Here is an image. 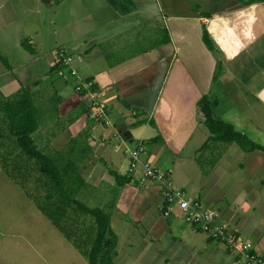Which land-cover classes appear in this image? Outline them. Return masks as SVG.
<instances>
[{"label": "crops", "instance_id": "crops-1", "mask_svg": "<svg viewBox=\"0 0 264 264\" xmlns=\"http://www.w3.org/2000/svg\"><path fill=\"white\" fill-rule=\"evenodd\" d=\"M202 2L205 6L198 2L199 9L195 7L198 11L190 9L189 5L185 14L163 16L171 42L160 46L159 0H0V11L8 6L11 9L9 15L4 16L6 20L0 21V26L7 20L12 22V31L23 36L19 45L25 53L21 55L19 47H13L18 50L14 65L1 59L5 64L0 73L1 97L8 98L25 89L39 102L46 101L40 113L46 125L42 127L43 119L39 115V130L48 126L47 136L52 145L55 141L52 138L59 136L53 133L55 127L65 126L63 134L69 135L68 141L77 142L68 163L75 162L81 175L89 172L92 165V169L97 166L107 169L103 180L106 184L116 183L111 172L132 179L130 184L117 188L115 194L118 196L114 195L109 201L112 224L117 212L124 210V218L115 224L116 230H123V237L118 236L114 263L120 258L121 248L125 264H132L134 259L130 251L134 249V239L139 233L136 228L141 221L130 211L139 205L138 211L144 212L154 198L160 193L164 196L165 192L162 184H150V189L148 185H141L140 173L132 176L129 168L125 174L121 172L123 167L115 163L111 153V150L118 152L114 132L121 133L127 141L143 137L142 142L150 145L149 149L146 147L149 153L144 159L158 170L165 173L170 170L173 174L171 165L160 169V161L166 158L165 149L180 159L190 144L196 145L198 152L207 149L205 144L210 135L198 121L197 104L203 96H208L214 103V117L219 107H222L223 116L238 111L229 117L230 123L264 147V0H244L242 5L223 8L214 2L212 9L206 7V0ZM204 29L216 53L206 47ZM128 32L124 41H116ZM64 47L70 50L73 58L77 55L72 52H78L79 62H84L93 73L81 78L73 66L63 69L66 75L61 77L57 72L61 70L58 59L48 52ZM39 63L45 67V76L56 75L57 80H42L37 70ZM85 80L96 81V91L108 106L113 127L104 128L88 118L91 99L86 93L75 90ZM73 81L74 89L69 87ZM250 98L263 108L256 115L241 108V101ZM94 134L100 138L106 136L114 145L97 142ZM217 145L223 155L212 171L220 168L230 150L235 154L229 161L232 164L229 171L234 169L227 175L230 177L220 175V181H214V186L219 182L229 189L227 193L224 190L216 193L200 186L195 190L196 200L205 205L200 197L204 196L205 201L213 204L224 206L228 203L220 208L224 211L223 223L241 236L252 250L264 255V153L260 150L247 153L240 147L235 148L236 144ZM77 156L80 161L74 159ZM114 164L119 168H112ZM168 177L171 183L172 175ZM100 183L102 189L101 185L105 184ZM143 188L147 191L145 195L138 192ZM166 207L165 203L163 212ZM177 219L185 221L177 210L171 218L163 215L160 224L151 232L157 231L162 238L174 228ZM207 239L212 241L208 236ZM228 255L222 256L227 264L239 260L236 257L226 260ZM169 258L163 257L165 262L161 264H170V261L166 263Z\"/></svg>", "mask_w": 264, "mask_h": 264}, {"label": "rangeland", "instance_id": "rangeland-1", "mask_svg": "<svg viewBox=\"0 0 264 264\" xmlns=\"http://www.w3.org/2000/svg\"><path fill=\"white\" fill-rule=\"evenodd\" d=\"M159 1L161 22L165 15L169 16L172 14L178 15L187 13L189 5L190 9H194L195 7L199 9V3L202 6H205L202 2L204 0ZM211 1L206 0V7L208 9H212L213 6L211 5L214 2H217L220 8L229 7L230 5L231 7H234L244 4V0H236L233 3L232 0ZM10 12L11 9L9 10V6L6 9L1 10L0 21H5L6 19L4 16H8ZM6 24L10 26L1 29ZM12 28L14 27L10 20H7V23L0 26V55L7 61V63L14 65L16 64L15 56L18 53V50H15L13 47H19L21 55L25 53L19 45V40L23 36L13 32ZM128 35L129 32L119 36L116 41H124ZM22 39L25 40L26 38ZM64 48L70 52L67 47ZM59 51L60 50L56 52L50 51L48 54L52 55V57L54 54L56 60L58 59L57 61L60 62L58 58ZM72 53L73 55H77V57L74 55L73 64L69 69L73 68V66L76 67L78 69L77 73L81 78L82 75L87 76L90 73H93L92 69L85 67L86 65L84 62H79L78 52ZM18 58L23 59L20 58V56ZM4 68L5 64L0 58V73ZM37 70L42 80H50L51 78L57 80L56 75H52L53 77L45 76L46 70L43 64L39 63ZM61 71L62 69L57 72L61 77H64L66 73ZM74 84L75 82L73 81L69 84V87L74 89ZM2 99L3 98H0V105ZM35 102L40 115L43 109V104H45L46 101L39 102L36 97ZM49 104L53 105V102L49 101ZM241 104V108L243 107L249 110L254 115L258 114L263 109L259 108L257 100L251 98L241 101ZM227 105L224 106L225 109H227ZM235 112L236 110L230 112L227 116H223L222 107H219L215 113V117L216 119H222L223 121L230 123L229 117H232V114H235ZM40 118L42 120L44 116L40 115ZM3 119L5 120L3 113L0 110V133L3 135V138L0 140V264H89L86 254L91 247L90 237L92 233H89V231L93 228V219L76 211L71 206H68L67 216L59 218L58 220L68 232L72 233L73 238L76 239L77 243L80 242V239L85 240V242H82L85 246L80 242L82 249H79L40 208H45V210H49V207L51 208V204L47 201L48 199L46 197L49 195V191L53 192V189L51 190V187L44 184V176L41 175L36 162L30 160L17 147L16 138L10 134ZM45 125L46 123L43 119L42 127ZM206 129L205 132L209 136L210 132ZM64 131L65 126L63 124L55 127L53 133L56 135L58 134L59 136L57 135V138H52L55 140L52 145H50L47 136L50 132H48V126H46L45 130L44 128H41L34 136L39 149L53 157L59 168H63L68 164V161H70L71 156L74 154V147H76L77 144V142H69V135L63 134ZM105 137L106 136H103V138ZM93 139L97 140L95 134L93 135ZM105 139L106 142H104V144L110 142V139ZM95 140H93V142H95ZM130 141L132 142V144H129L131 149L140 145L135 142L137 141L136 139ZM100 142L102 143V141ZM109 144L114 145V142L111 141ZM143 144L141 159L150 163L148 160L144 159V156H147L149 153L146 152V147L149 149L150 145L148 143ZM222 145L225 147L230 146L225 144ZM218 146L219 145L216 143H209L205 146L207 149H205L204 152H198L197 146L190 144L185 149L183 155H181V159L174 153H168L166 149H163V155H165L166 158L165 161H160V169H164L168 167V165H171L170 168L173 171V174L169 172L170 170H166L169 172H166L169 176L172 175V184H170L174 186V189H183L187 198L196 200V197L198 196L195 190H198L200 186L204 187L205 190L215 191L216 193L222 190L227 193L226 191L229 187H223L219 182L214 186V181H220L218 178L220 175L227 176L232 173L234 169L232 168V170L229 171L232 166L229 161L232 156H235V154L230 150L228 152L229 155L224 157L220 168L212 171L215 162L219 161L220 157L223 155ZM234 146L235 148H239L237 144ZM111 153L115 158V163L120 164L123 167V169L120 170L125 174L130 166L131 153L128 156L122 151L114 152L111 150ZM258 153L263 157L262 153ZM74 159L80 161V156H77ZM150 164L152 165V163ZM97 167L92 169L91 165L90 171L82 175L78 170V174L81 175L82 180H84L83 185L82 182H77L76 178L73 177L68 186L72 190V198H77L89 207L103 208L106 212L111 213V205L109 201L114 198V195L118 196V193L115 194V190L119 187L112 181H110L111 184L107 183V185L103 181L104 178H106L105 172L107 169ZM115 167L119 168L114 164L112 168ZM100 180L101 183L103 182L105 184L104 186L101 185L102 189H100L99 185ZM153 184L158 186L157 184L160 183ZM149 185L147 187H149ZM114 186L117 187L115 188ZM133 187L142 188V186L139 187L137 185H133ZM144 189L145 188L138 189V192L145 195L147 191ZM73 191H76L77 194H73ZM133 192L136 193V190ZM51 195H54V193ZM200 197L209 209L216 211L219 216L218 222L223 223L221 215L224 214V211L221 209L228 203L225 204L222 202L223 205L225 204L224 206L221 204L217 205L213 204L211 201H205L204 196ZM228 197L230 198V196ZM163 200L164 196L160 193L157 199L154 198V202H151L148 206L149 208L144 210V212L138 211L137 207H139V205L130 211V213H135L137 220L141 221L136 228L138 229L139 236L136 235L137 237L134 239V249L130 251L134 254L132 264H161L165 262L163 257L166 256H170V258L166 260V263L170 261V264H227L222 260V256L225 257L226 254H229V259L226 257V260H234L235 257L227 252L225 248L226 245L215 240L209 242L207 236L203 232H200L198 229V231L193 230L189 224L181 219H177L174 223V228L167 232L162 238L156 233L157 231L151 232V229H155L156 226L160 224L159 222L164 215L163 208L165 203ZM54 201H59V198L55 197L54 199L53 197L51 203ZM235 207L236 206L233 207V210H235ZM121 211L119 213L117 212L115 221L112 224L113 230H115V232L117 231L116 234L119 237H123V230L122 232H119V228L116 230L115 224L118 223L120 218H124V210ZM210 245L213 247V250L212 247L211 249L209 248ZM122 255L121 248L120 258L116 259L114 264H125ZM175 255H177V257ZM238 261H234V264H242V262Z\"/></svg>", "mask_w": 264, "mask_h": 264}, {"label": "trees", "instance_id": "trees-1", "mask_svg": "<svg viewBox=\"0 0 264 264\" xmlns=\"http://www.w3.org/2000/svg\"><path fill=\"white\" fill-rule=\"evenodd\" d=\"M161 20L160 46L171 42L170 32L166 24L163 21L161 22ZM203 40L208 50L216 53V47L206 29H204ZM0 57L4 60L1 55ZM60 68L62 69V67ZM1 96L2 94H0V98H3L0 110L5 118L3 121L10 134L16 138L17 147L30 160L36 162L41 175L44 176V184L51 187V190L53 189V192L49 191V195L46 197L48 199L46 200L51 204V208L49 207V210L40 208L79 249H82L81 243L85 242V240L80 239L81 243H77L72 233L68 232L58 220L67 216L68 206L92 218L94 221L93 228L89 231V233H92L90 237L91 247L86 254L88 262L89 264H114L119 237L112 228L111 213L106 212L103 208L89 207L77 198H72V190L68 184L73 177L76 178L77 182H82V185L84 183L81 175L78 174V168L73 162L66 164L63 168H59L53 157L40 150L36 144L34 135L40 128V121L38 117L39 110L34 95L29 90L24 89L22 92L9 98ZM213 105L214 103L211 102L208 96H203L197 104L198 121L210 132V137L205 146L209 143L237 144L247 153L256 150L264 153L263 146L256 144L247 135L239 132L233 124L222 119H216L213 115ZM2 138L3 135L0 133V140ZM111 174L114 176L119 188H123L132 182L130 177L122 176L116 172H111ZM50 193H54V195ZM73 194H77V192L73 191ZM53 197L54 199L55 197L59 198V201L51 203ZM83 245L85 246V244Z\"/></svg>", "mask_w": 264, "mask_h": 264}, {"label": "built area", "instance_id": "built-area-1", "mask_svg": "<svg viewBox=\"0 0 264 264\" xmlns=\"http://www.w3.org/2000/svg\"><path fill=\"white\" fill-rule=\"evenodd\" d=\"M58 64L65 68H70L73 64V57L66 48L59 51ZM97 84L94 80H85L76 86L77 93H86L91 99L88 118L101 125L104 128L113 127L108 115V106L96 91ZM97 142H106L105 138L96 137ZM113 138L117 141L116 150L122 151L125 155H131L129 172L132 176L140 173L139 181L141 185H149L160 183L164 186L165 203L167 205L164 216L171 218L177 210L188 224L206 234L211 240L219 241L226 245L231 255L241 260L244 264H264V255L256 253L250 248L246 241L230 230L227 224L218 222V214L216 211L207 208L202 202L187 198L184 191L174 189L169 183V174L158 170L156 167L141 159L144 145L142 140L135 141L140 144L131 149L126 138L116 131ZM135 143V144H136Z\"/></svg>", "mask_w": 264, "mask_h": 264}, {"label": "water", "instance_id": "water-1", "mask_svg": "<svg viewBox=\"0 0 264 264\" xmlns=\"http://www.w3.org/2000/svg\"><path fill=\"white\" fill-rule=\"evenodd\" d=\"M137 141H139V140H144V138L143 137H141V136H137V138H135Z\"/></svg>", "mask_w": 264, "mask_h": 264}]
</instances>
